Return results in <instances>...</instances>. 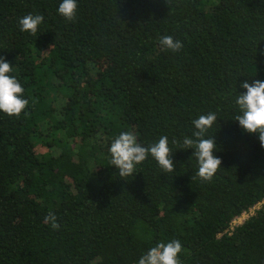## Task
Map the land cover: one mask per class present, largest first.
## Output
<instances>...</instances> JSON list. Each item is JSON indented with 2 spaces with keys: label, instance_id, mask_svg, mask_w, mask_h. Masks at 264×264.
<instances>
[{
  "label": "trees",
  "instance_id": "16d2710c",
  "mask_svg": "<svg viewBox=\"0 0 264 264\" xmlns=\"http://www.w3.org/2000/svg\"><path fill=\"white\" fill-rule=\"evenodd\" d=\"M61 2L0 0V57L29 100L0 111V264H138L172 240L181 264H264V202L225 231L264 201V147L235 120L241 83L264 81V0H77L72 21ZM28 14L44 17L35 35ZM212 112L222 164L203 181L182 143ZM125 131L167 136L174 171L149 154L120 177L109 148Z\"/></svg>",
  "mask_w": 264,
  "mask_h": 264
},
{
  "label": "clouds",
  "instance_id": "9594fccd",
  "mask_svg": "<svg viewBox=\"0 0 264 264\" xmlns=\"http://www.w3.org/2000/svg\"><path fill=\"white\" fill-rule=\"evenodd\" d=\"M77 0H62L57 9L58 13L66 20L72 21L77 15ZM44 21L43 15L28 14L19 19L20 30L33 35L37 33L38 26ZM163 50L179 52L183 48L180 40L171 35L159 38ZM13 71L12 64L0 57V111L9 116L19 117L29 105V100L23 97L24 88L17 78L9 75ZM246 89L239 92L236 104L241 114L235 117L241 129L248 133L258 134L261 147H264V81L255 80L253 83L244 81L240 85ZM217 121L215 112L200 115L192 121L195 131L191 137H184L182 149H194L193 155L198 161L197 175L203 181H210L221 167L222 161L214 155L217 144L213 137L205 138L209 128ZM173 143H176L173 140ZM111 153V165L119 171L120 177H128L137 172L136 166L143 163L149 154L157 161L165 173L174 171L172 150L168 144V137L161 136L159 141L147 147L137 142L136 136L130 132H121L109 148ZM45 220L50 222L53 229H59L57 217L49 213ZM182 252V244L179 240L160 242L150 248L138 261V264H181L179 254Z\"/></svg>",
  "mask_w": 264,
  "mask_h": 264
},
{
  "label": "built area",
  "instance_id": "2783aa9c",
  "mask_svg": "<svg viewBox=\"0 0 264 264\" xmlns=\"http://www.w3.org/2000/svg\"><path fill=\"white\" fill-rule=\"evenodd\" d=\"M263 202H264V201H261V202L256 203L255 205H253V206H251L250 208H248L246 211H243L239 216L235 217V218L231 221V223H230L228 229H226L225 231H227V230H228V231L233 230V228H234L235 226H237L238 224H241V223H242L246 218H248L250 215H253V214L255 213V211L261 207V205H262Z\"/></svg>",
  "mask_w": 264,
  "mask_h": 264
}]
</instances>
